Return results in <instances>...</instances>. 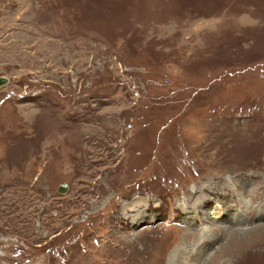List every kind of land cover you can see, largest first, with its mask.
Segmentation results:
<instances>
[{
  "label": "rangeland",
  "instance_id": "obj_1",
  "mask_svg": "<svg viewBox=\"0 0 264 264\" xmlns=\"http://www.w3.org/2000/svg\"><path fill=\"white\" fill-rule=\"evenodd\" d=\"M0 76V264H264V0H0Z\"/></svg>",
  "mask_w": 264,
  "mask_h": 264
},
{
  "label": "water",
  "instance_id": "obj_2",
  "mask_svg": "<svg viewBox=\"0 0 264 264\" xmlns=\"http://www.w3.org/2000/svg\"><path fill=\"white\" fill-rule=\"evenodd\" d=\"M6 82V77H4V76H0V85H2L3 83H5ZM64 188H65V184L64 183H62L61 185H60V191L61 192H63L64 191Z\"/></svg>",
  "mask_w": 264,
  "mask_h": 264
},
{
  "label": "bare ground",
  "instance_id": "obj_3",
  "mask_svg": "<svg viewBox=\"0 0 264 264\" xmlns=\"http://www.w3.org/2000/svg\"><path fill=\"white\" fill-rule=\"evenodd\" d=\"M233 234H234V232H233Z\"/></svg>",
  "mask_w": 264,
  "mask_h": 264
}]
</instances>
